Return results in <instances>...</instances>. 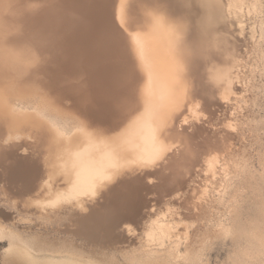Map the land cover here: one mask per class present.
I'll return each instance as SVG.
<instances>
[{
	"label": "bare ground",
	"instance_id": "1",
	"mask_svg": "<svg viewBox=\"0 0 264 264\" xmlns=\"http://www.w3.org/2000/svg\"><path fill=\"white\" fill-rule=\"evenodd\" d=\"M241 4L0 0L1 55L31 58L28 70L21 59L0 63V237L9 258L172 264L182 240L186 251L204 240L214 190L220 204L227 190L228 142L240 137L242 121L228 109L243 111V49L233 40ZM46 37L64 38L46 51ZM54 55L58 64L44 65Z\"/></svg>",
	"mask_w": 264,
	"mask_h": 264
},
{
	"label": "rangeland",
	"instance_id": "2",
	"mask_svg": "<svg viewBox=\"0 0 264 264\" xmlns=\"http://www.w3.org/2000/svg\"><path fill=\"white\" fill-rule=\"evenodd\" d=\"M243 3H245V4L244 5L241 4V6H243L242 8H244V10H241L243 18L240 19V24L244 25L242 23H245V25L241 26L240 24H238L235 27L236 28L235 30H237L236 31L237 33L236 32H235L236 34L232 33L234 36L231 35L234 37V38L232 37L233 40H235V41L237 40L238 43L240 42L239 43L240 47L241 46L243 47V48L241 47L239 49V50L243 49V50L239 51V53H238L239 56L243 57L245 54V56L243 57L244 59L242 57H239L240 58L239 63L240 64L243 63V65L239 64V67H241V66L242 67L240 69H238V77H239L238 80L240 83L239 92L240 93L242 92V93L240 94L238 92L236 94V95H239L238 103H239V106L241 107V109L243 111L241 110L242 113H240V112L235 113V114L229 113L230 109L234 110V104L233 103H231V106L228 109V117L231 118V120L236 119L237 122L242 121V122H239L241 127H239L240 125H238L239 132H240L239 138L241 140L239 138L237 139V141L236 140L234 141L233 139H231L228 142L230 149H228L227 152H229V150H230V152H229V154L227 153V155H229V157L226 156L227 157L226 159H227V163L231 162L230 163L231 165L230 164L227 165V163H226L228 171H227V185L225 187V190L226 189L227 190L225 191V196H224L223 201H221V204H220V200L215 198L218 196L216 194L215 190H214L213 196L211 198V200H212L211 205L212 204L213 205L212 206L210 205V210H209L210 211V213H209V219L210 220L209 219L208 220H209V222H211V221L212 222L208 223L209 226L208 225L207 226L211 229L213 228L212 229L213 231L207 227L206 230H208V232L207 231L206 232L209 234L207 235L205 233V235H204L205 238H203L204 240H201L200 244L197 242L198 245L196 243V245H195L196 247L192 246L193 248L191 247L192 249L189 248L190 250H187V251H186V249H188V248H186L185 242L182 240V243L179 247V252H178L180 254L176 255V256H178L177 258H173V259L170 258V261L172 264H264V176H263L264 175V164H263L264 163V160H263L264 159V0H243ZM253 6H255V7L253 8ZM244 17H245V19H244ZM244 20H246V21H244ZM244 32H245V34L243 35ZM2 37H7V36H2ZM48 38H50V37H46L45 39H42V40H45L42 42L44 44L46 41H47V43L49 42L48 44L46 43V46L47 45L50 46L52 44V46H50V47L53 48L54 47L53 41L55 42L57 40H55L54 37H51V38H54V40L51 38H50V40H47ZM62 38H64V37H62ZM62 38L58 37V41H59V43L57 41L58 44L61 43L62 40H59V39H62ZM38 41L41 42V39H38ZM0 46H1L0 47V58H2V59H0V63L1 64H4V62L8 63L9 61L12 60V58L11 57L6 58V57L2 56L1 54L4 50L2 51V48H3L2 44ZM49 46L46 47L47 48L46 51L48 50ZM39 50H40L39 48H38V50L36 49V53L40 57ZM37 51L39 52V54ZM16 54L20 55V56L22 55L21 52L15 53V55ZM15 55H13V56H15ZM10 56H12V55H10ZM3 57L5 60H7V62L6 61L3 62ZM16 57H19V56H16ZM23 58H24V55H23ZM23 58H21V57L16 58V59L13 58L12 61L14 62L17 59L22 60ZM54 58L55 59H53V57L49 58L50 60L47 61L48 58L45 57L44 58V62H45L44 65H47L49 63L51 65L55 64V63L58 64V62H57L58 58L55 57V55H54ZM24 59L25 60H23V61L19 60L20 61L19 64L21 62H25L23 64L28 65L29 64L28 61H30L31 58L27 60L26 55H25ZM241 59H243L244 61L242 60V62H240ZM38 60L39 59H37V61ZM12 61L9 62L7 65L8 66H13V65L20 66L19 64H16V63H18L17 61H15L16 62L15 64L13 63V65H11ZM39 61H41V60H39ZM53 61H55V63H53ZM38 63L39 62H37V64ZM1 64H0V66H1ZM21 65H22V63H21ZM18 66L14 70H18V72H20V73H25L29 69V65L28 66L22 65L24 68L27 67V70L25 71V69L21 66V68L24 70H21V68H20L21 71H19V69H17V68H19ZM241 69H242V71H239ZM232 84L233 83H231V86H232ZM230 92L232 93L231 88H230ZM231 93H230V96L232 97ZM250 97L252 99H250ZM248 98L252 101L248 102V101H250ZM25 102H27V101H25ZM25 102L22 103V106H24V105L28 106V104ZM246 105H247V107H246ZM230 112H233V111L230 110ZM245 112H246V116H245ZM249 112H250V114H249ZM256 113H257V115H256ZM230 114H231V116H229ZM243 115L245 118L244 120H242V118H236V117H241V116L243 117ZM245 122L247 125L245 124ZM244 125L246 126L247 131L245 130ZM248 131H249V133H248ZM241 133L242 134L244 133V135H243L244 137L242 136ZM241 137L243 138V141H244V139H246L245 141L247 143L243 142ZM233 141H234V143H233ZM236 143H237V146H236ZM232 144H233V146H232ZM240 144L243 145L244 148L247 147L244 150L248 154L247 153H245L244 155L242 154L244 152L240 151L241 150ZM238 145H240V146H238ZM231 146L233 148H231ZM231 155H234V157ZM236 155L238 156V159H236L237 158ZM239 156H240V158H239ZM245 156L247 157V162H248L247 168H248V170H244V168H243L244 167L243 157L245 158ZM231 157L234 158L235 160L232 159V161H231L230 160ZM251 164H253V165L251 166ZM229 165H230V168H229ZM248 165H250V166L248 167ZM233 166L235 169H233ZM237 167H239V168H237ZM236 168H237V170H236ZM249 168H251V169H249ZM254 171L257 172V174ZM236 173L239 175H237ZM235 191L237 193H235ZM214 195H215V197H214ZM240 198H241V200H240ZM243 201H244V203H243ZM214 207H215V209H213ZM227 207H228V209H227ZM216 210H217V212H216ZM211 211L214 212V214ZM232 213H234V214H232ZM211 214L213 215V219L211 218V216H212ZM213 220H214V223H213ZM221 222H223V224ZM228 222H229V224H228ZM213 225H214V227H213ZM234 227H235V230H234ZM210 231H211V233H210ZM251 231L254 233H252ZM212 234H214V235H212ZM242 234H243V236H242ZM206 235L209 238L206 237ZM245 235H246V237H245ZM2 238L4 239L6 237H0V264H18L6 255L7 254L6 251L8 249V241H7V238L4 240ZM205 240H206V242H205ZM234 240H236V241H234ZM255 242H257V244ZM203 244L205 247L204 246L202 247ZM197 249H199V250H197ZM170 261H168V262H170ZM122 264H126V263H122ZM129 264H131V263H129ZM132 264H139V263H132ZM164 264H166V263H164ZM167 264H169V263H167Z\"/></svg>",
	"mask_w": 264,
	"mask_h": 264
}]
</instances>
